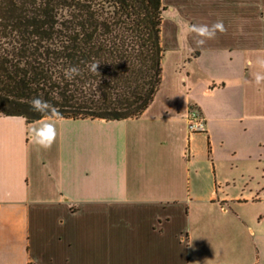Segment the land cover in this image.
Wrapping results in <instances>:
<instances>
[{"label":"crops","instance_id":"obj_1","mask_svg":"<svg viewBox=\"0 0 264 264\" xmlns=\"http://www.w3.org/2000/svg\"><path fill=\"white\" fill-rule=\"evenodd\" d=\"M161 1L177 82L139 118L57 120L43 150L45 119L0 115V264H264V0ZM217 21L196 46L189 25Z\"/></svg>","mask_w":264,"mask_h":264},{"label":"trees","instance_id":"obj_2","mask_svg":"<svg viewBox=\"0 0 264 264\" xmlns=\"http://www.w3.org/2000/svg\"><path fill=\"white\" fill-rule=\"evenodd\" d=\"M164 11L161 0H0V115L47 119L28 103L40 95L65 120L139 118L162 82ZM70 66L81 75L67 79Z\"/></svg>","mask_w":264,"mask_h":264},{"label":"clouds","instance_id":"obj_3","mask_svg":"<svg viewBox=\"0 0 264 264\" xmlns=\"http://www.w3.org/2000/svg\"><path fill=\"white\" fill-rule=\"evenodd\" d=\"M226 31L222 21H217L212 25L208 24H191L189 25V32L194 34L197 39L194 40L196 46H203L208 40L215 39L217 32L224 33ZM255 63L264 69V57H258ZM251 65L252 62L249 61ZM97 63H93L90 67L92 72H97ZM65 77L69 80L75 76L81 75V70L77 66H70L64 70ZM255 83L260 85L264 83V72H257L255 74ZM31 111L39 113L42 117H47L39 126L33 125L27 128L34 145L40 149L49 150L55 143L57 138L56 121L62 119V113L59 109L51 104L49 101L43 99L42 96L37 95L29 100Z\"/></svg>","mask_w":264,"mask_h":264},{"label":"rangeland","instance_id":"obj_4","mask_svg":"<svg viewBox=\"0 0 264 264\" xmlns=\"http://www.w3.org/2000/svg\"><path fill=\"white\" fill-rule=\"evenodd\" d=\"M165 15H163V18H167L166 16V13H164ZM171 62H169L168 60L165 62L164 66H163V81H164V84H163V88H162V93H165V91L171 87L172 84L176 83L177 82V77H175L174 75V71L173 69L171 68ZM198 137V141H199V147H201V149H203V154L200 155L202 159H205V155H204V151L206 149V139L204 136L202 135H199L197 136ZM231 159H229L226 163V167H225V174L227 175V172H228V168L230 167L229 165H231V162L230 161ZM231 186V184H230ZM232 187V186H231Z\"/></svg>","mask_w":264,"mask_h":264},{"label":"built area","instance_id":"obj_5","mask_svg":"<svg viewBox=\"0 0 264 264\" xmlns=\"http://www.w3.org/2000/svg\"><path fill=\"white\" fill-rule=\"evenodd\" d=\"M186 120V130L188 135H193L196 133H203L206 130V122L199 111L194 109H188Z\"/></svg>","mask_w":264,"mask_h":264}]
</instances>
